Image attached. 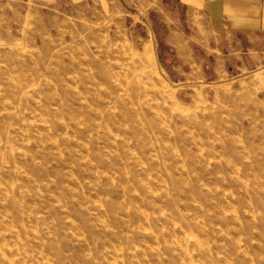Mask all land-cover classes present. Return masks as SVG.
Here are the masks:
<instances>
[{
  "label": "rangeland",
  "instance_id": "rangeland-1",
  "mask_svg": "<svg viewBox=\"0 0 264 264\" xmlns=\"http://www.w3.org/2000/svg\"><path fill=\"white\" fill-rule=\"evenodd\" d=\"M175 2L0 0V264H264V52Z\"/></svg>",
  "mask_w": 264,
  "mask_h": 264
},
{
  "label": "crops",
  "instance_id": "crops-1",
  "mask_svg": "<svg viewBox=\"0 0 264 264\" xmlns=\"http://www.w3.org/2000/svg\"><path fill=\"white\" fill-rule=\"evenodd\" d=\"M69 1L75 4L84 0ZM192 1L196 4H192ZM175 5L170 12L176 14L183 10L184 26L174 31L165 43L172 45L177 55L194 52L208 56L221 52L228 55L243 54V51L264 52V0H176ZM212 58L218 63L221 59L224 61L221 56ZM191 60L194 66L200 65L194 57Z\"/></svg>",
  "mask_w": 264,
  "mask_h": 264
},
{
  "label": "bare ground",
  "instance_id": "bare-ground-1",
  "mask_svg": "<svg viewBox=\"0 0 264 264\" xmlns=\"http://www.w3.org/2000/svg\"><path fill=\"white\" fill-rule=\"evenodd\" d=\"M154 49H153V47L151 46V44H146L145 45V48H144V52H145V54L146 55H148V56H152V51H153ZM138 58H139V60L141 61L140 62V64L142 63V65H143V58L142 57H140V56H138ZM107 77V76H106ZM102 79H104L103 77H102ZM106 80V79H105ZM100 81H101V79H100ZM104 81V80H103ZM102 83V82H101ZM104 86V85H103ZM107 86V85H106ZM109 87L110 86H107L106 88L107 89H109ZM109 91V90H108ZM119 96V95H118ZM108 97V96H107ZM117 97V96H116ZM118 98V97H117ZM116 98V99H117ZM115 99V100H116ZM121 99V98H120ZM147 99V98H146ZM114 100V99H113ZM117 101V100H116ZM115 102V101H114ZM124 102V101H123ZM113 105V104H112ZM110 108V107H109ZM117 109V108H116ZM118 109H122V108H118ZM111 110V109H110ZM123 110V109H122ZM114 111V110H113ZM110 112H112V111H110ZM118 113V112H117ZM124 113H125V111H124ZM118 115V114H117ZM120 115V114H119ZM138 115V114H137ZM115 117V116H114ZM118 117V116H117ZM134 117H135V115H134ZM120 118H122L121 117V115H120ZM127 118V117H126ZM118 120V119H117ZM121 120V119H120ZM127 121V120H126ZM130 121V120H129ZM139 121V120H138ZM252 121V120H251ZM132 124V123H131ZM141 125V124H140ZM100 126V125H99ZM110 129V128H109ZM34 229V228H33ZM15 244V243H14Z\"/></svg>",
  "mask_w": 264,
  "mask_h": 264
},
{
  "label": "built area",
  "instance_id": "built-area-1",
  "mask_svg": "<svg viewBox=\"0 0 264 264\" xmlns=\"http://www.w3.org/2000/svg\"><path fill=\"white\" fill-rule=\"evenodd\" d=\"M197 2H212L214 0H196Z\"/></svg>",
  "mask_w": 264,
  "mask_h": 264
}]
</instances>
